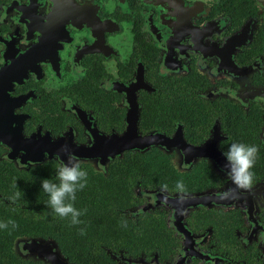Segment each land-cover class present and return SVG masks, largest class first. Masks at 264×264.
Returning <instances> with one entry per match:
<instances>
[{
    "label": "flooded vegetation",
    "instance_id": "1",
    "mask_svg": "<svg viewBox=\"0 0 264 264\" xmlns=\"http://www.w3.org/2000/svg\"><path fill=\"white\" fill-rule=\"evenodd\" d=\"M60 137L146 138L81 160L105 176L123 159L130 197L93 214L73 258L0 231V264H264V0H0V203L17 172L55 168ZM232 140L258 146L250 189L225 176Z\"/></svg>",
    "mask_w": 264,
    "mask_h": 264
},
{
    "label": "trees",
    "instance_id": "2",
    "mask_svg": "<svg viewBox=\"0 0 264 264\" xmlns=\"http://www.w3.org/2000/svg\"><path fill=\"white\" fill-rule=\"evenodd\" d=\"M122 160L121 158L113 159L105 176L97 173L93 175L86 170L88 173L87 184L83 189L77 191L76 200L73 201L75 207L85 210L80 217L83 221L81 225H71L67 217L60 218L52 214L47 207V197L40 190V179L42 177L54 179L55 168L53 166L46 167L43 164H37L32 166L29 171L17 172L11 187L6 186V192L11 196L10 204L0 203V220L12 218L16 222V227L10 231H0L11 232L10 237L32 235L49 238L59 248L64 249L69 258H73L76 245L83 246L92 241V237L80 236L78 228L87 229V225L92 222L93 214L103 212L104 207L109 208L120 204L115 203V200L130 197L129 188L126 186L127 180L124 178L125 163ZM136 164L140 167L147 165L144 161L132 160L129 167L133 168L132 166ZM104 199L108 201L103 203L96 201ZM1 236L6 235L2 234Z\"/></svg>",
    "mask_w": 264,
    "mask_h": 264
},
{
    "label": "clouds",
    "instance_id": "3",
    "mask_svg": "<svg viewBox=\"0 0 264 264\" xmlns=\"http://www.w3.org/2000/svg\"><path fill=\"white\" fill-rule=\"evenodd\" d=\"M56 159L54 179L42 177L40 179V190L46 195L47 207L52 214L60 218L67 217L71 225H81L80 217L84 209L74 206L77 191L83 189L87 184L88 173L81 166L80 158L68 152L64 159L58 153L53 154ZM221 155L225 161V176L240 189H250L252 186L253 173L251 169L258 155V146L254 143H245L240 140H232L226 148L221 149ZM160 189L167 191L168 185L161 184ZM177 198L182 200L187 192L182 179H177L173 188ZM227 193H225L226 195ZM124 226L127 224L125 222ZM16 222L12 218L0 220V230H13ZM80 234L84 228H78Z\"/></svg>",
    "mask_w": 264,
    "mask_h": 264
},
{
    "label": "water",
    "instance_id": "4",
    "mask_svg": "<svg viewBox=\"0 0 264 264\" xmlns=\"http://www.w3.org/2000/svg\"><path fill=\"white\" fill-rule=\"evenodd\" d=\"M63 137L57 138L56 141L54 142H48L50 146H52L53 148H61L64 147V151L65 152H71L73 153L76 157L80 158V160H88V161H94L97 162V164L99 165V163H101L99 166L102 167L103 162L109 160L114 154H117L119 152H121L122 147H129L133 144L136 143H143V140H145L146 138H140V141L138 142V140H132L130 138H123V140L121 141H113L112 142V148L108 147H103V148H96V146L94 145H89V146H84V145H80L77 143H72L71 140L70 141H66L65 139L63 140ZM151 139V138H150ZM59 146V147H57ZM59 148V149H60ZM61 150V149H60ZM55 152L57 153V150L55 149ZM96 153H99L100 155H96ZM64 155H60L61 159H64ZM36 158V157H35ZM33 159V162L37 159ZM203 197V194H195L194 196H192V200L195 199H201ZM166 198H168L169 200L171 198H175L174 196H169Z\"/></svg>",
    "mask_w": 264,
    "mask_h": 264
}]
</instances>
